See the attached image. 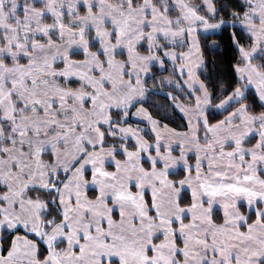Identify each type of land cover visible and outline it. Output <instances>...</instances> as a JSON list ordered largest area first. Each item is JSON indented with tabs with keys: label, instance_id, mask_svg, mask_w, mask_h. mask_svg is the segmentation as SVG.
Segmentation results:
<instances>
[{
	"label": "snow or ice",
	"instance_id": "6c2138e0",
	"mask_svg": "<svg viewBox=\"0 0 264 264\" xmlns=\"http://www.w3.org/2000/svg\"><path fill=\"white\" fill-rule=\"evenodd\" d=\"M0 264H264V0H0Z\"/></svg>",
	"mask_w": 264,
	"mask_h": 264
}]
</instances>
